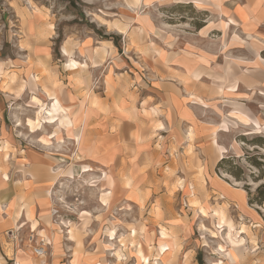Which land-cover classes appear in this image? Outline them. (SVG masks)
Returning <instances> with one entry per match:
<instances>
[{
	"label": "rangeland",
	"instance_id": "obj_1",
	"mask_svg": "<svg viewBox=\"0 0 264 264\" xmlns=\"http://www.w3.org/2000/svg\"><path fill=\"white\" fill-rule=\"evenodd\" d=\"M14 1L17 4H13L15 9L25 5L23 0ZM37 1L48 8L51 13L49 23H51L50 28L54 32L51 45L55 66L62 64L59 47L65 38H75V40L81 41L90 37L99 40L98 42L101 43L102 57L115 53L114 48L109 46V41H106L107 39L114 42L118 53L111 60L110 69L105 68L86 78V81H90L93 87H96L94 89L100 93L103 92L101 80L107 72L116 78L126 77L129 80L128 77L130 76L134 79H132L133 81L140 79L149 85V79L155 77L183 82L182 78H179L181 72L176 66L181 65L182 68L186 69V72L190 68L191 76L194 79L198 77L194 81L187 80V82H192L191 88H194L195 93L199 94V97L205 102V107L199 110V114L208 123L217 127L212 132V150L200 153L196 151L195 156L200 159V162L190 159L189 150H185L183 155H181L183 153L181 150L179 152L171 147L169 151H166V140L153 138L154 134L147 133L151 127H145L146 133L142 141L145 139L147 142L146 149L149 154L144 153L141 159L143 165L139 168V172L148 170L149 173L155 175L150 177V181L155 185L154 197H149V192L145 191L142 205L141 203H134L131 206H123L120 209L113 208L109 213L107 212L105 218L113 221L116 224L114 227L113 225H75L76 229L82 233L81 237L86 250L99 257L103 263L85 251L88 260L90 259L94 264H119L115 253L117 250L116 239L120 236L127 237L128 241L132 238V241L143 243L141 232L144 229L139 227L136 230L138 225H126L127 223L138 224L148 218L171 225H184L179 220L194 225L192 221L193 211L189 202L191 198L183 192H178L180 190L178 181L179 178L189 179L196 172H201L202 167H199L201 162L206 169L216 174L213 182L217 185L223 184L222 181H224L230 186L226 185L227 189L242 190L238 191L240 196L246 192L249 199L256 198V189L264 185V0ZM6 2L7 0H0V61L4 60L6 67L10 68L9 70L19 73L18 78L21 82L23 66L32 63L31 59L27 57V53H23L22 50L29 49L23 42L24 33H26L24 26L26 20L22 19L21 23L16 21L6 6ZM28 28L30 29V25ZM90 43L91 39H87L82 44H75L74 47L80 55H83L87 49L84 47ZM106 46L109 47V50H106ZM65 51L68 55L65 54ZM86 51L89 53V48ZM62 54L67 59L64 65L67 70L85 67L84 63H79L73 59L71 51L63 49ZM143 54L147 57L145 60ZM164 56L171 59L167 65L169 68H166L159 60L163 59ZM70 59L76 63L74 68L70 65ZM46 74L47 72L42 70L38 75L44 76ZM0 75L6 76L1 68ZM127 75L129 76L127 77ZM23 86L24 84L21 89ZM106 87L108 90L111 89L108 78H106ZM8 88V85L1 84L0 89L9 91ZM46 94L49 98L47 104H43L41 101L39 104L33 99L35 104L39 105L35 116V118L39 116L41 119L39 129L42 126L45 130L43 134L39 135V139L35 140L37 144L40 143L41 136L43 137L45 133L57 132L60 129L50 126V124L62 127L66 135H70L71 128L75 125V116L68 115V109L65 107L64 111L57 113L53 119H50V95L55 94L57 98L58 95L48 92ZM192 101L202 103L199 99ZM64 119H68L72 124L65 127L61 123ZM8 132L12 133L10 136H13L14 139H19V141L22 139L20 133H13L12 127H8ZM61 136L59 139L58 134L54 133V137L59 140H55L53 145L49 143L48 149L51 152L56 153V151L62 150L69 152L71 150L72 145L69 144L68 138L63 133ZM76 138L78 139V136ZM7 144V141H3L0 147L4 160L9 155ZM25 145L23 147H26ZM16 161L22 162V158L19 156L18 159L12 160V164L9 165L10 172L17 173L22 167ZM80 171L87 172L89 170L87 166H83ZM65 174L70 176L71 170L68 169ZM125 185L127 186L128 182ZM201 185L203 187L201 189L204 190L205 181H202ZM84 186L82 188L80 184L73 188L69 187L65 192L64 200L62 198L57 199L60 201H57L60 203L59 207L51 212L54 213L53 222L60 224L56 226V230L60 231L59 242L61 238H65L64 240L68 238V225H63L61 220L77 223L81 207L97 205L96 189L89 188L86 184ZM103 198L104 193L101 196L102 203ZM191 203L195 207L194 211L197 217L212 220L215 231H210L211 237L216 238L218 234L220 235L222 229L215 227L218 224L217 220L211 217L212 210L210 211L200 201L193 200ZM156 205L160 209L158 217L148 212L151 207ZM223 205H227V203L224 202ZM198 206L205 207L209 215L203 216ZM251 206L264 208L263 203L261 206L256 204ZM222 209L224 210V207ZM30 211L32 212L31 209ZM229 211L231 213L233 210L229 209ZM93 213L99 216L104 212L93 208ZM262 218L261 226L258 222L254 228H251L253 235L244 224H241L238 230L232 231V234L227 231L226 236H223L224 240L222 238H220L221 240L218 238L216 240L211 239L208 234L196 237V240L199 241L196 243L198 248L192 253L193 260L200 261V264L216 262L222 257L216 251V246L219 242L225 241L223 244L224 250H227L225 255L231 263L235 262V251L239 248L244 249L245 246L244 240L239 239V234L244 233L249 236V239L253 236L254 242L251 243L254 244L253 246L255 244L257 246L253 250L258 249L260 252L253 260L241 257V263L238 262L237 264H264V216ZM203 224L208 225L206 222ZM85 227H87V232ZM163 228L167 230L165 227ZM204 228L202 227V230L206 231ZM241 228H244V231H240ZM111 229L115 230L114 239H111L107 234V231ZM127 230L128 234L123 235L127 233ZM167 231L169 232V230ZM130 232L134 234L128 237ZM158 232L156 235L159 241ZM237 233L239 234L237 235ZM6 234L7 243L14 242L20 249L24 247L30 256L31 247H34L38 239L42 238L35 236L33 240V234L30 233V230L22 235L16 232V240L14 241ZM158 241L152 243L153 248ZM245 243L249 244L248 242ZM201 244L206 247H201ZM179 246V251L176 253L181 250V245ZM73 249L74 247L70 250L68 264H72L75 260L72 255ZM119 250L121 253L125 251L127 256L134 258L128 259L126 264H140L132 252L134 251L133 247L126 250H121L119 247ZM170 251L171 246L170 248L167 247L166 253L160 255L161 257L158 256V258L162 260V257L173 253ZM153 252L156 254L155 250ZM176 253L174 252V254ZM50 255L54 256L55 254L52 249L48 248L47 256L51 257ZM150 263L152 262L150 261ZM220 263L222 262L220 261Z\"/></svg>",
	"mask_w": 264,
	"mask_h": 264
},
{
	"label": "crops",
	"instance_id": "obj_2",
	"mask_svg": "<svg viewBox=\"0 0 264 264\" xmlns=\"http://www.w3.org/2000/svg\"><path fill=\"white\" fill-rule=\"evenodd\" d=\"M23 1L25 5L17 7V9L13 7V4H16L14 0H7L6 6L16 21L21 23L22 19L26 20V25H24L26 33H24L23 42L29 49L22 50L23 53H27V57L31 59L32 63L23 66L21 70L23 77L20 82L19 73L9 70L10 68L6 67L4 60L0 61V68L6 73L5 77L0 76V87L1 84L9 87V91L0 89V147L3 141H7L9 146V155L6 160L2 158L0 149V264H10V260H14L16 263L21 261L23 264H38L40 262L38 258L31 257L24 247L20 249L14 242L7 243L5 234L11 231L15 225H24L19 228L18 234L22 235L29 231L30 223L25 216L26 207L32 210L34 219L39 225H53L52 231H57L56 226L60 224L53 222L54 213L51 212L59 207L60 203L58 202L60 201L57 199L64 200L65 192L69 187L73 188L81 184L84 188L86 184L89 188L96 189L97 205L81 207L77 223L61 220L63 225L68 226L113 225L114 227L116 224L105 218L107 212L109 213L113 208L120 209L134 203L142 205L145 191L149 192V197H154L155 185L150 181V177L155 175L149 173L148 170L139 172V168L143 165L141 159L144 153L149 154L146 149L147 142L145 139L142 141L146 133L145 127H151L147 133L154 134L153 138L166 140V151H169L171 147L179 152L181 150L183 152L181 155H183L185 150H189L190 159L196 160V162H200V159L195 156L196 151L200 153L212 150V132L217 128L199 114V110L205 107V102L199 97V94L195 93L194 88H191L192 82H187V80H196L191 76L190 68L186 72V69L181 65L176 66L181 72L179 78H182L183 82L155 77L149 79V85L140 79L133 81L134 79L129 75H127V77L129 76L128 80L126 77L116 78L107 72L101 80L103 92L100 93L94 89L96 87H93L90 81H86V78L105 68L110 69L111 60L118 53L114 42L107 39L106 41H109V46L114 48L115 53L102 57L101 43L90 37L81 41L75 40V38H65L59 47L62 64L55 66L51 45L54 32L53 29L48 28V25H51L49 23L51 13L37 0ZM87 39H91V43L84 48H89V53L85 49L84 54L80 55L74 46L82 44ZM63 49L71 51L73 59L84 63L85 67L67 70L64 66L67 59L62 54ZM106 50H109L108 46H106ZM143 56L145 60L147 57L144 54ZM166 57L159 60L166 68H169L167 65L171 59ZM42 70L47 74L39 76L38 74ZM106 78L109 79L110 90L106 87ZM46 92L57 93L59 102L68 109V115L75 116V125L71 128L70 135H66L62 127L50 124V126L60 129L57 132L45 133L43 137L41 136V139L48 140L47 145H43L41 139L39 144L35 140L45 132L44 128L41 126L39 130L31 132L26 126V120L34 119L36 116L38 106L35 104L34 98L43 104L49 102ZM193 99H199L202 103H194ZM92 103L94 105H91ZM8 127L14 129L13 133H20L22 139L19 141V139L10 136L12 133L8 132ZM54 133L58 134L59 139L62 137V133L68 138L69 144L72 145L69 152L62 150L53 153L48 149L49 143L53 145L55 140H59L54 137ZM157 145L159 146V143ZM76 155H80L79 161L73 160ZM19 156L22 158V162L16 161V163H20L22 167L17 173L10 172L9 165L12 164L14 158L18 159ZM181 157L184 159L183 156ZM203 162L205 161L203 160ZM194 164L196 163L194 162ZM203 165L201 162L199 166L202 167L201 172H196L189 179L179 178L178 181L180 188L178 192H183L191 198L189 202L193 211L194 225L183 220H179V222L184 225H171L148 218L138 224H126L138 225L136 230L142 227L144 230L141 232V238L143 240L152 239V243L158 241L156 233L159 231V227H165L170 233V238L167 239L168 244L169 242L173 244L176 241L181 245L180 252L168 254L162 257V260L157 258L156 261H152L155 262L154 264H199L192 257V253L198 248L196 243L199 240H196V237L208 234L211 239L221 240L220 238L223 239V236H226L227 229L225 228L216 238L211 237L210 231H215L214 224L210 219H202L195 215V207L191 203L193 200L200 201L210 211L214 208L224 207L235 230L244 224L252 234L251 228H254L258 222L261 226L263 222V207L253 208L248 204L246 192L240 196L238 191L242 190L227 189L226 185L228 184L224 181H222L223 184L214 183L213 179L216 174ZM83 166H87L89 171L81 172L80 168ZM68 169L71 170L70 176L65 174ZM3 174L7 176V179L3 177ZM202 181H205L204 190L200 187ZM126 182H128L127 186ZM108 189L112 193L108 197V202L103 204L101 196L103 193H107ZM224 202L227 205H223ZM93 208L100 209L104 213L96 216L93 213ZM229 209L233 210V213H230ZM19 211L20 215L17 214ZM148 212L158 217L160 209L156 205L151 207ZM204 222L208 225H204ZM202 227H205L206 231H203ZM45 230L44 232H46ZM128 230L123 235H127ZM64 239L61 238L59 242L57 238L55 255L45 258L48 264H68L70 250L74 244ZM239 239L244 240L245 246L244 249L239 248L235 251V262L231 263L225 253H219L222 257L210 264H237L241 263V257L253 260L258 256L260 251L253 250L257 246L256 244L253 246L254 244L251 243L254 242L253 236L249 239L248 235L241 233ZM116 240L115 257L117 253L121 254L117 262L126 264L127 260L133 257L127 256L125 251L119 252V237ZM223 244L225 241L218 243V245ZM201 247L206 246L201 244ZM84 249L89 255L97 257L88 252L85 245ZM152 254L155 253L152 252ZM97 258L100 263H103L99 257Z\"/></svg>",
	"mask_w": 264,
	"mask_h": 264
},
{
	"label": "bare ground",
	"instance_id": "obj_3",
	"mask_svg": "<svg viewBox=\"0 0 264 264\" xmlns=\"http://www.w3.org/2000/svg\"><path fill=\"white\" fill-rule=\"evenodd\" d=\"M135 1H137V0H135ZM50 27H51V25H49V28ZM65 54L68 55L67 51H65ZM69 62H70L71 67L74 68L76 63L72 59H70ZM3 75H5V74H3ZM195 76H197V75H195ZM50 97H51L50 98L51 99L50 100L51 103H50L49 113L51 114L50 119H53L56 116L57 113H60V112L64 111L65 108L59 102V100H58V98H57V96L55 94L50 95ZM35 100H36V102H38L40 104L39 100H37V99H35ZM37 106L39 107V105H37ZM40 120H41L40 117L37 116L33 120L28 119L26 121V125L29 127L31 132H35V131L39 130V127H40V124H41ZM61 123H63V125L65 127H69L72 124L71 121H69L68 119L62 120ZM56 139H58V138H56ZM47 142H48V140L41 139V143L43 145H47ZM4 154L6 155V152H4ZM74 160L75 161H79L80 160V155L74 156ZM3 177L5 179H7L6 175H3ZM200 187H202V185ZM110 195H111V191L110 190L106 194H104V198H103V203L104 204H106L108 202V197H110ZM263 205H264V202H263ZM20 211L17 214L20 215ZM199 211L205 217H207L209 215V213H208V211L206 210L205 207H199ZM25 216H26L27 220L30 223V225H28V229L30 230V233L33 234V238L32 239L34 240L35 236L42 237L43 239L42 238L38 239L37 243L42 242L45 245V247H46V251L49 248V249H52L53 252H54L55 251L56 241H57L58 235L60 234L59 233L60 231L53 232L52 231L53 230V227H52L53 225H44V226L39 225L38 222L36 221V219H34L33 212L30 211L29 207H26ZM211 217L217 220V224L218 225H215L216 228H219V229L226 228L228 233L232 234V231H234V226H233V224L231 222V219L227 217L225 211L222 208L218 207V208L212 209ZM223 224H226V225H223ZM22 226H24V225H22ZM22 226L21 225L20 226L15 225L14 228H12V230L10 231L11 234L10 233L7 234L8 237H10L11 240H13V241L16 240V235L15 234H16V232H18L20 230L19 228H21ZM44 230L46 232H44ZM241 230L244 231V228H241L240 231ZM114 231H115L114 229H111V230L107 231L108 232L107 234H108V236L111 239H114ZM81 234L82 233L79 232L76 229L75 225H69L68 226V235H69V237L66 239V241L71 242V243L74 244V249H73V254L72 255L75 257V260L72 262V264H94L93 262L90 261V259L88 260V257H87L88 255L85 253L84 246H83V238L81 237ZM132 234H134V233L130 232L128 237L132 236ZM238 234L239 233H237V235ZM158 235H159V241L155 245V248H153L154 246L152 245V239H145L144 242L141 243V242H135V240L132 241V238L130 239V241H128L127 237H124V236L119 238V241H118L119 247H121V250H126L129 247H131V248L133 247L134 251H132V252L135 254V256H136L137 260L140 262V264H154L155 262L153 263L152 261H156L158 256L165 254L167 247L170 248V246H171V251L170 252H175V253L177 251H179V248H180V246L177 244L176 241L173 242L174 245L171 244V243L168 244L167 239H169L170 235H169V232L167 230H165L162 226L159 228ZM153 250L156 251L155 255L152 254ZM216 251L219 252V253H225L227 250H224V246L223 245H218L217 248H216ZM31 256L33 257L32 252H31ZM116 256L119 259L121 257V254H118V255L116 254ZM46 257H47V253H46L45 258ZM150 261L152 263H150ZM16 264H23V263L21 261H17ZM95 264H97V263H95Z\"/></svg>",
	"mask_w": 264,
	"mask_h": 264
},
{
	"label": "built area",
	"instance_id": "obj_4",
	"mask_svg": "<svg viewBox=\"0 0 264 264\" xmlns=\"http://www.w3.org/2000/svg\"><path fill=\"white\" fill-rule=\"evenodd\" d=\"M8 233H10V232H8ZM7 237H8V235H7ZM30 241H31V239H30ZM31 252H32L34 257H36V258H38L40 260V262L38 264H48L45 261V256H46V253H47L46 247H45V245L42 242L36 243L34 245V247H31ZM10 264H16V262L14 260H10Z\"/></svg>",
	"mask_w": 264,
	"mask_h": 264
},
{
	"label": "trees",
	"instance_id": "obj_5",
	"mask_svg": "<svg viewBox=\"0 0 264 264\" xmlns=\"http://www.w3.org/2000/svg\"><path fill=\"white\" fill-rule=\"evenodd\" d=\"M256 194L257 196L255 199L252 200L248 198V204L250 205L256 204L257 206H261L262 203L264 202V185L256 189Z\"/></svg>",
	"mask_w": 264,
	"mask_h": 264
}]
</instances>
